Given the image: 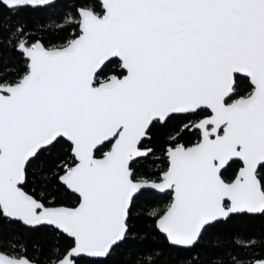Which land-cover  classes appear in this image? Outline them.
Segmentation results:
<instances>
[{"label":"snow or ice","instance_id":"1","mask_svg":"<svg viewBox=\"0 0 264 264\" xmlns=\"http://www.w3.org/2000/svg\"><path fill=\"white\" fill-rule=\"evenodd\" d=\"M56 7L0 0V219L54 241L0 236V264H110L140 221L186 264H264V240H237L245 259L211 235L264 217V0H78L28 24Z\"/></svg>","mask_w":264,"mask_h":264},{"label":"trees","instance_id":"2","mask_svg":"<svg viewBox=\"0 0 264 264\" xmlns=\"http://www.w3.org/2000/svg\"><path fill=\"white\" fill-rule=\"evenodd\" d=\"M57 7L47 11H40L32 14L28 18L30 26L47 29L49 25H54L62 20L64 13L74 10L78 0H57ZM5 22L0 19V25ZM11 55V53H6ZM166 201H160L164 203ZM135 239L129 244L120 248L112 256L110 264H186V259L190 254L184 250L172 247L167 243L162 234H158L150 223L143 221L135 224ZM212 235V245L218 248L220 253L238 254L241 258H249L243 247L236 245L237 240H264V217H244L232 221L228 225H223L216 229ZM0 236L15 241L22 236H30L31 240L38 242L45 247L51 246L54 241L48 233L28 234L23 231L21 226L14 223H8L0 219ZM209 246L202 245L197 253L191 255H200L202 257H213L215 259L226 260L227 255H216L209 252ZM29 255H33L30 248ZM36 258L43 259V254L39 251L35 253ZM206 264H208L206 260Z\"/></svg>","mask_w":264,"mask_h":264},{"label":"water","instance_id":"3","mask_svg":"<svg viewBox=\"0 0 264 264\" xmlns=\"http://www.w3.org/2000/svg\"><path fill=\"white\" fill-rule=\"evenodd\" d=\"M57 1V0H56ZM172 247H174V246H172ZM176 248V247H175Z\"/></svg>","mask_w":264,"mask_h":264}]
</instances>
